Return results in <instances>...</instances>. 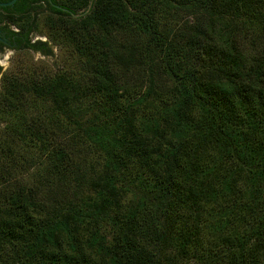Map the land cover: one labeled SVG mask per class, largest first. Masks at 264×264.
<instances>
[{
  "label": "trees",
  "instance_id": "16d2710c",
  "mask_svg": "<svg viewBox=\"0 0 264 264\" xmlns=\"http://www.w3.org/2000/svg\"><path fill=\"white\" fill-rule=\"evenodd\" d=\"M40 18L62 68L1 76L0 264H264V0L0 6L50 56Z\"/></svg>",
  "mask_w": 264,
  "mask_h": 264
},
{
  "label": "rangeland",
  "instance_id": "374dc122",
  "mask_svg": "<svg viewBox=\"0 0 264 264\" xmlns=\"http://www.w3.org/2000/svg\"><path fill=\"white\" fill-rule=\"evenodd\" d=\"M42 19L40 18L39 20L40 31L34 32L31 37L33 40L38 39L47 41L51 46L53 55L43 56L39 52H33L30 50H19L11 51L10 53H4L0 56V81L1 74L3 75L14 71L23 73L33 66L38 70L42 69V72L45 74L55 71L57 68H62V63L60 62V54L62 50L50 40V33L48 29L43 27Z\"/></svg>",
  "mask_w": 264,
  "mask_h": 264
},
{
  "label": "flooded vegetation",
  "instance_id": "af4514ba",
  "mask_svg": "<svg viewBox=\"0 0 264 264\" xmlns=\"http://www.w3.org/2000/svg\"><path fill=\"white\" fill-rule=\"evenodd\" d=\"M14 3L9 6H13ZM31 36L32 34L28 35V40L30 42H35L38 40H33ZM26 42L27 40L24 38L23 33L17 26L9 24L7 20L0 22V56L4 53L21 50L20 48L24 47Z\"/></svg>",
  "mask_w": 264,
  "mask_h": 264
},
{
  "label": "water",
  "instance_id": "95a60500",
  "mask_svg": "<svg viewBox=\"0 0 264 264\" xmlns=\"http://www.w3.org/2000/svg\"><path fill=\"white\" fill-rule=\"evenodd\" d=\"M15 1L16 0H9V1H6V2H0V6H9V5H12ZM89 7H90V4L88 6V9H89ZM88 9L85 10L84 12H82V13H72V15L74 17H79V16L85 14L88 11Z\"/></svg>",
  "mask_w": 264,
  "mask_h": 264
}]
</instances>
